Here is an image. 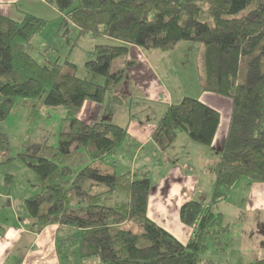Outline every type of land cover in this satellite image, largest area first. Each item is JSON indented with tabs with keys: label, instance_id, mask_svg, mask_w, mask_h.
Returning <instances> with one entry per match:
<instances>
[{
	"label": "trees",
	"instance_id": "trees-1",
	"mask_svg": "<svg viewBox=\"0 0 264 264\" xmlns=\"http://www.w3.org/2000/svg\"><path fill=\"white\" fill-rule=\"evenodd\" d=\"M55 2L64 21H71L79 35L104 36L113 42L94 44L92 56L84 62L103 76L99 83L77 76L74 63L67 59L41 64L26 51L25 44L45 26L44 18L26 11L19 19L0 14V120L16 104L29 113L38 102L61 106L68 123L56 146L44 142L38 155L17 152L9 157L21 158L40 179L39 191L23 200L27 215L37 230L53 223L77 227L80 257L98 256L97 264H220L202 255L208 240L215 250L227 244L220 238L229 225L214 207L242 179L248 185L264 182V0ZM183 40L202 44L200 93L231 100L216 157L202 166L213 175L210 198L187 199L178 209L179 220L191 229L184 242L148 215L147 170L133 176L100 162L121 144L127 126L104 118L86 122L77 115L84 101L101 103L107 90H114L116 104L130 99L125 90L115 89L123 78L130 46L171 50ZM116 58L119 64L111 71ZM219 120V111L199 94L184 95L167 103L151 139L164 152L181 128L192 141L210 146ZM6 144V135L0 133V150ZM81 149L89 162L73 171L69 163ZM80 199L84 200L81 215L70 210ZM126 223L139 229L124 227ZM250 264H264V257Z\"/></svg>",
	"mask_w": 264,
	"mask_h": 264
},
{
	"label": "rangeland",
	"instance_id": "rangeland-1",
	"mask_svg": "<svg viewBox=\"0 0 264 264\" xmlns=\"http://www.w3.org/2000/svg\"><path fill=\"white\" fill-rule=\"evenodd\" d=\"M76 1L72 0V5H75ZM14 6L46 20L45 26L25 44L26 51L34 59L47 65L54 60L63 63L67 59L74 63V71L77 76L99 83L104 81L103 76L87 69L84 62L92 56L94 44L113 42L112 39L104 36L92 37L88 33L79 35L77 27L71 21L68 19L64 21L65 17L58 10L55 0H18ZM138 50L137 52L129 51L128 59L146 64L148 68L145 76H137L134 78L135 80L132 79V99H127L122 105L113 102L114 90H107L100 103L101 116L106 117L113 113L115 119H121L122 115H127V110L131 109V113L136 114L139 119L149 118V122H157L163 113L161 112L162 106L166 107L168 102H177L184 95L196 96L199 94L203 52L202 44L199 41L183 40L171 50L147 49L145 47H139ZM119 61L120 58L112 61L111 71L117 69ZM124 75L121 81L126 78V70ZM146 77L154 88V94H150L153 98L148 101L139 99L136 96L138 93H135L136 83H140ZM219 98L224 99V102L225 99L228 100V105L231 106L229 97L219 95ZM219 107L220 115L225 120L226 107ZM64 114V109L61 106H47L37 102L29 113L26 107L16 104L8 115L0 120V133H4L7 138L6 149L3 152L0 151V171H2V177L10 175V185H12L14 197L24 195L27 191H29L28 196L39 191L40 179L21 158L10 159L9 157L17 156V152L38 155V147L44 142L56 146L59 132L68 126L67 121L63 119ZM176 134L174 141L163 152L152 140L150 143L143 144V147H137L139 144L135 143V139L130 138L127 133L121 144L100 162L117 173L130 170L136 176L147 170L151 183L150 201L155 196L154 188L165 180V171L174 167L176 163L180 164L183 176L193 177L194 183L199 185L198 188L203 193L200 194V197H205L204 199L208 200L211 194L213 175L204 172L202 166L206 162L205 159H208L207 157H211V159L216 157V150L219 149L218 143L207 147L192 141L181 128L177 130ZM78 152L69 163L73 171L79 170L86 164L83 162V149ZM87 162H89L88 159ZM245 182L246 180L242 179L235 187L231 188L225 199L219 201L217 207H214V212H224L225 221L229 225L228 232L220 238L227 244L226 246L222 245L224 246L223 250H215L216 246L212 244L211 240H208L207 249L202 254L203 258L209 257L220 264H250L256 257H259V255L252 254L251 251L240 250L241 240L238 238V228L243 218L242 211L247 195L246 187H244ZM163 195L164 193L161 196ZM18 199L20 200V198ZM163 203L165 201L152 214L157 218L158 223L165 227L167 224L165 223V204ZM83 209V199L70 207L72 212L79 215L83 213ZM168 213L172 218L174 212L169 210ZM124 227L139 229V226L133 223H126ZM61 228H63L60 230H63L64 240L59 243L58 247L62 264H97L100 262L98 256L80 259V230L77 227L64 226ZM256 250L262 249L254 248L253 252L256 253Z\"/></svg>",
	"mask_w": 264,
	"mask_h": 264
},
{
	"label": "crops",
	"instance_id": "crops-1",
	"mask_svg": "<svg viewBox=\"0 0 264 264\" xmlns=\"http://www.w3.org/2000/svg\"><path fill=\"white\" fill-rule=\"evenodd\" d=\"M16 1L18 0H0V14L18 19L21 18L24 11L14 6ZM138 49V46L132 45L129 51L137 52L139 51ZM128 54L125 63L126 78L124 81H121L115 89L125 90L131 98V89H133L131 85L132 79L137 76H145L148 66L144 63L133 61L134 59L130 61L128 59ZM150 72L156 78V75L151 69ZM135 87V93H138L136 96L139 97V99L148 101L153 98L150 94H154V88L147 77L145 79L143 78L140 83H136ZM199 96L205 103L215 107L219 113V106L226 107L225 111L227 115H225V120L224 117L222 118L220 115L215 138L212 144L207 147H211L215 143L220 145L226 132L229 119L228 114L230 113L231 106L228 105V100L225 99L224 102V99L219 98L218 94L199 92ZM218 104L220 105L218 106ZM99 105L100 103L90 100L84 101L77 114L78 117L86 122H93L104 118L110 119L120 125H126L129 137L135 139L134 142L139 144L137 147H143V144L151 142V132L156 121L149 122V118H146V120L139 119L136 114L133 115V113H131V109L127 110V115L123 114L121 119H115L113 113L108 115L110 117H104L101 116V105ZM164 108L165 107L162 106L161 112H163ZM0 151L3 152L4 150ZM82 157L83 162L87 163L88 158H86L84 154ZM207 158L208 159L204 158L206 162L211 159V157ZM1 173L2 171H0V264H62L58 246L59 243L64 240L63 230H60L63 229L61 227H64V225L53 223L44 226L41 230H37L34 221L24 210L23 200L28 196L29 191L24 193V195L14 197L12 185H10V175L8 177H2ZM131 174L135 176L134 173L131 172ZM164 179L161 184L154 188L155 196L151 201L149 196L147 212L151 218L159 222L152 213L165 201V203H163L165 204V223L168 225H165V228L184 242L190 237L191 229L179 220L177 214L179 206L183 201L190 198H198L203 201L206 200L204 199L205 197H200V194L203 193L198 188L199 185L194 183L195 180L193 177L183 176L180 164L176 163L174 167L166 170ZM191 187L193 188L191 189ZM244 187H246L247 195L245 196L246 200L242 211L243 218L238 228V238L241 240L240 250L251 251L255 256L259 255V257H256L257 259L264 257V253H262L264 250V182H254L250 185L245 182ZM163 193L164 195L161 196ZM18 198H20V200ZM150 202L153 203L152 206ZM169 210L174 212L172 218L168 213ZM254 248H260L262 250H256L255 253L253 252ZM80 259L83 258L80 257ZM81 262L83 263V260H81Z\"/></svg>",
	"mask_w": 264,
	"mask_h": 264
}]
</instances>
